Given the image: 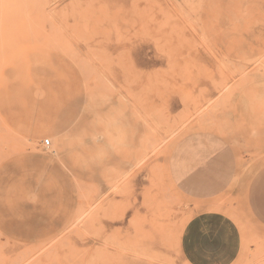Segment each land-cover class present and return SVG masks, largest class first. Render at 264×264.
Returning a JSON list of instances; mask_svg holds the SVG:
<instances>
[{
	"label": "rangeland",
	"instance_id": "rangeland-1",
	"mask_svg": "<svg viewBox=\"0 0 264 264\" xmlns=\"http://www.w3.org/2000/svg\"><path fill=\"white\" fill-rule=\"evenodd\" d=\"M0 120V264H186L264 166V0H0Z\"/></svg>",
	"mask_w": 264,
	"mask_h": 264
},
{
	"label": "crops",
	"instance_id": "crops-1",
	"mask_svg": "<svg viewBox=\"0 0 264 264\" xmlns=\"http://www.w3.org/2000/svg\"><path fill=\"white\" fill-rule=\"evenodd\" d=\"M217 185L204 181V211L185 223L179 249L186 264H264V166L248 179L218 164ZM223 172V173H222Z\"/></svg>",
	"mask_w": 264,
	"mask_h": 264
},
{
	"label": "built area",
	"instance_id": "built-area-1",
	"mask_svg": "<svg viewBox=\"0 0 264 264\" xmlns=\"http://www.w3.org/2000/svg\"><path fill=\"white\" fill-rule=\"evenodd\" d=\"M50 145H51L50 140H46V141L44 142V146H45V147H49Z\"/></svg>",
	"mask_w": 264,
	"mask_h": 264
},
{
	"label": "bare ground",
	"instance_id": "bare-ground-1",
	"mask_svg": "<svg viewBox=\"0 0 264 264\" xmlns=\"http://www.w3.org/2000/svg\"><path fill=\"white\" fill-rule=\"evenodd\" d=\"M150 120V119H149ZM1 121V120H0ZM151 121V120H150ZM240 172V171H239Z\"/></svg>",
	"mask_w": 264,
	"mask_h": 264
}]
</instances>
